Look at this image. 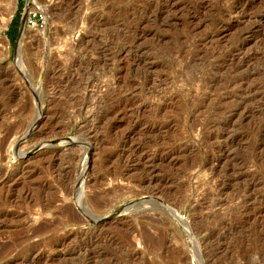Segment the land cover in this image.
<instances>
[{
	"label": "rangeland",
	"instance_id": "1",
	"mask_svg": "<svg viewBox=\"0 0 264 264\" xmlns=\"http://www.w3.org/2000/svg\"><path fill=\"white\" fill-rule=\"evenodd\" d=\"M0 264H264V0H0Z\"/></svg>",
	"mask_w": 264,
	"mask_h": 264
},
{
	"label": "built area",
	"instance_id": "2",
	"mask_svg": "<svg viewBox=\"0 0 264 264\" xmlns=\"http://www.w3.org/2000/svg\"><path fill=\"white\" fill-rule=\"evenodd\" d=\"M28 25L36 29H42L45 27L46 23L41 14L30 13L27 19Z\"/></svg>",
	"mask_w": 264,
	"mask_h": 264
},
{
	"label": "trees",
	"instance_id": "3",
	"mask_svg": "<svg viewBox=\"0 0 264 264\" xmlns=\"http://www.w3.org/2000/svg\"><path fill=\"white\" fill-rule=\"evenodd\" d=\"M14 24H15V26H14V30H12V32H10V37L13 39V40H15V36H17L18 35V32H19V18L17 19V21L16 20H14Z\"/></svg>",
	"mask_w": 264,
	"mask_h": 264
},
{
	"label": "water",
	"instance_id": "4",
	"mask_svg": "<svg viewBox=\"0 0 264 264\" xmlns=\"http://www.w3.org/2000/svg\"><path fill=\"white\" fill-rule=\"evenodd\" d=\"M28 7H29V6H28V3H27V5H26V7H25V12L27 11Z\"/></svg>",
	"mask_w": 264,
	"mask_h": 264
},
{
	"label": "bare ground",
	"instance_id": "5",
	"mask_svg": "<svg viewBox=\"0 0 264 264\" xmlns=\"http://www.w3.org/2000/svg\"><path fill=\"white\" fill-rule=\"evenodd\" d=\"M33 2V1H32ZM31 6V5H30ZM53 15V14H52ZM71 27V26H70Z\"/></svg>",
	"mask_w": 264,
	"mask_h": 264
}]
</instances>
